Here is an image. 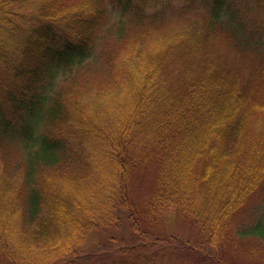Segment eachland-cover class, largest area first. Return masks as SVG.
Wrapping results in <instances>:
<instances>
[{"label": "trees", "instance_id": "trees-1", "mask_svg": "<svg viewBox=\"0 0 264 264\" xmlns=\"http://www.w3.org/2000/svg\"><path fill=\"white\" fill-rule=\"evenodd\" d=\"M106 1L0 0V138L18 136L25 149L0 182V264H92L89 236L109 228L119 231L109 243L121 241L129 259L99 264H153L158 253L193 247L166 230L169 210L198 224L214 248L264 239V207L244 217L264 190V85L242 56L225 63L204 54L200 27L176 33L167 53L150 42L108 79L75 77L49 93L48 80L91 57L108 6L138 8L137 18L145 10L142 0ZM226 6L212 0L205 44L222 36L231 50L250 51ZM177 42L192 58L175 72ZM126 222L154 244L130 243Z\"/></svg>", "mask_w": 264, "mask_h": 264}, {"label": "rangeland", "instance_id": "rangeland-1", "mask_svg": "<svg viewBox=\"0 0 264 264\" xmlns=\"http://www.w3.org/2000/svg\"><path fill=\"white\" fill-rule=\"evenodd\" d=\"M142 1L145 2V10L140 14L141 18L136 17L138 8L133 11L131 9V11L117 10L118 12H115L112 6H108L107 20L95 33L91 57L83 64L64 67L59 71L56 79L48 80L47 86L51 84L48 89L49 93L55 95L75 77L77 83L86 77L91 83L108 79L110 73L120 71L125 59L134 56L142 48L147 49L150 42H154L158 46L159 52L167 53V47H169L171 39L174 36L176 38V33L183 28H189L193 32V26L195 29L200 27L196 36L199 45L201 44L202 47L208 49V51L203 50L204 54H212L225 63H231L237 56H242L244 59L242 62L246 69L249 71L258 70L260 84L264 85V70H261L264 64V47H262L261 41L257 40L260 35H263L264 38V0H226L227 11H234L243 24L240 29L243 38H250L252 49L248 52L238 49V52H243L242 55H239L235 48L231 50L222 36H213L210 43L205 44L202 31L205 30L208 23L207 15L211 9L212 0ZM142 1L133 0L134 6L142 5ZM122 22L125 29L121 24ZM200 40H202L201 43ZM134 41L137 42L136 45H133ZM175 41L177 40L175 39ZM178 45L177 55L172 60L169 59L168 62L172 69L175 68V72L181 70V67H186L188 60H185L192 58L190 55L192 50L188 49L189 53L183 49L181 44L178 43ZM150 47H152V43ZM1 78L5 86L11 81L3 72ZM47 125L48 120H45L41 129L39 127L40 132ZM24 152L25 149L18 136L0 138V182L2 177H8L16 171ZM263 207L264 190L253 197L251 206L244 216L245 220L253 221L262 213ZM165 218L166 222L164 223L168 233L173 234L180 242H188L193 247L189 246L184 250L178 249L173 251V255L170 254L171 251H167L166 256L164 253H158L153 264H264V239L238 237L234 240V244L222 250L208 245L203 240L200 226L184 219L177 210L165 211ZM122 227H124V232L128 233L127 239L130 243L138 238L135 242L145 241L144 243L154 244V234H149V237L144 240L138 235H132L128 228V222L123 223ZM115 232L116 234L119 233L118 230L109 228L95 230L90 234L89 241L84 248L88 251V255H97L90 261L92 264H99L103 261L109 262L113 256L129 259L128 256L120 253L121 241L109 243L110 237ZM106 243L108 244L105 245ZM151 251L156 250H147V252Z\"/></svg>", "mask_w": 264, "mask_h": 264}]
</instances>
